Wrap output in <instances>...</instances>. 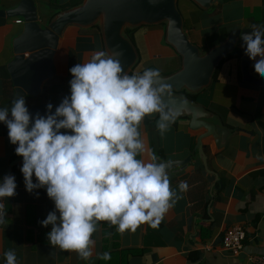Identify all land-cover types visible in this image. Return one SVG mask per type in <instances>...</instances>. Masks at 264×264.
Returning <instances> with one entry per match:
<instances>
[{"label": "crops", "instance_id": "1", "mask_svg": "<svg viewBox=\"0 0 264 264\" xmlns=\"http://www.w3.org/2000/svg\"><path fill=\"white\" fill-rule=\"evenodd\" d=\"M20 0H0V8H14ZM67 0H59L64 4ZM182 0L181 14L189 41L203 48L208 35L215 29L230 32L252 24L264 26V0H220L221 8L214 14L221 15L208 23L210 13L199 8L191 0ZM38 20L46 24L60 6L50 0H33ZM217 5V3H216ZM61 7V6H60ZM213 14V15H214ZM21 22L17 23L16 20ZM23 29L21 17H6L0 23V108L11 107L14 87L7 71V63L13 58V40ZM79 28L67 27L59 39L54 55L55 74L42 83L37 96L26 95V105L55 107L62 98L70 95L69 59L77 55L75 39ZM140 54L134 70L158 68L170 73L180 66V56L164 44V26H141L134 33ZM100 34H93L94 48L81 52L80 63L95 52L103 51ZM79 63V62H78ZM254 61L250 69L255 73ZM264 78V77H261ZM200 94L197 101L218 113L224 124L231 128L225 145L217 148L212 137L203 140L210 170L207 172L194 152L199 130L189 126V119L180 117L163 137L154 120L145 118L141 131L146 151L141 158L148 160L152 153L164 160H179L191 155L189 163L180 171H169L171 186L179 192L178 184L186 181L188 189L179 193L180 199L164 217L157 229L147 224L135 233H118L113 264H254L251 256H264V87L242 82L240 60L229 59L220 67L218 79ZM10 117V113H9ZM70 131V130H61ZM9 141L7 126L0 122V181L5 175L15 176L16 195L5 197L6 218L0 223V264H5L3 253L14 249L18 264H99L97 253L103 252L105 238L109 239L112 226L99 224L94 234L96 244L92 258L79 259L75 252H64L53 247L47 239L51 225L44 227L39 221L54 210V202L46 189L26 191L20 163H12L19 156ZM33 182L36 178L33 177ZM38 192L37 197L35 193ZM240 225L245 230L243 250L234 256L222 247L226 228ZM113 241L112 238L109 242Z\"/></svg>", "mask_w": 264, "mask_h": 264}, {"label": "clouds", "instance_id": "2", "mask_svg": "<svg viewBox=\"0 0 264 264\" xmlns=\"http://www.w3.org/2000/svg\"><path fill=\"white\" fill-rule=\"evenodd\" d=\"M250 28V33H241V47L254 61L255 73L264 77V26ZM122 55L101 50L70 67V95L54 112L49 102L44 115H33L26 97L18 94L10 108H0V122L7 126L10 143L17 145L15 154L23 158L26 191L44 188L54 202V210L39 221L51 225L48 242L85 261L93 256L100 223L114 226L121 235L145 224L157 229L181 198L179 193L188 189L186 181L179 182V192L172 188L170 161H161L155 153L148 160L141 158L146 151L141 131L145 118L158 114L156 127L163 137L181 115L165 100L171 99L172 86L158 68L128 74ZM16 188L15 176L5 175L0 199L15 196ZM5 218L0 203V223ZM96 255L105 261L112 258L107 251ZM3 256L5 264H18L14 249ZM144 259L151 264L150 255Z\"/></svg>", "mask_w": 264, "mask_h": 264}, {"label": "water", "instance_id": "3", "mask_svg": "<svg viewBox=\"0 0 264 264\" xmlns=\"http://www.w3.org/2000/svg\"><path fill=\"white\" fill-rule=\"evenodd\" d=\"M199 8L206 10L218 0H191ZM21 17L23 29L13 40V58L7 63V71L14 87V95L37 96L41 93L42 83L55 74L54 55L59 39L67 27L80 29L98 28L103 51L118 50L124 70L130 74L139 63L140 54L136 44L126 33L141 26L163 25L164 44L171 47L180 56L178 69L160 76L172 86V97L165 100L178 108L181 115L189 119V126L199 130L194 152L207 172L210 170L203 140L212 137L217 148H222L231 133L221 116L208 109L189 95L201 94L210 86L213 74L220 62L235 48L240 46L242 57L240 71L242 82L264 87V78L255 76L251 69V59L241 45V33H250V27L231 30L221 41L203 50L189 41L184 29V17L178 7V0H82L79 4L61 9L54 13L46 24L38 20L33 0H20L14 8H0V18ZM143 71V70H142ZM140 71V72H142ZM153 117H146L154 120ZM171 162L169 171H180L189 163L191 155ZM19 156L12 163L19 162ZM10 168H8V174Z\"/></svg>", "mask_w": 264, "mask_h": 264}, {"label": "trees", "instance_id": "4", "mask_svg": "<svg viewBox=\"0 0 264 264\" xmlns=\"http://www.w3.org/2000/svg\"><path fill=\"white\" fill-rule=\"evenodd\" d=\"M50 1H51V4L52 3L57 4V5L61 4V3H59V0H50ZM81 1L82 0H67L64 4L60 5L61 7L60 6H56L55 8H57L58 10L65 9V8L77 5ZM184 2H186V4H187L190 1L186 0ZM182 3H183L182 0H178V7H179L180 11L182 9V6H181ZM4 20H5V18H0V23H2ZM77 30H78V35L76 36V39H75V48L77 49L78 53H77L76 56H74L75 58H72L73 54L71 55V57L69 59L70 67L74 66L78 62L80 63L81 52L83 50H92L94 48L93 34H95V33L99 34L98 28L96 26L91 27L89 29H80L79 28ZM136 30H137V28L133 29V30H130V29L126 30V33L130 36V38L133 40L134 43H135V35H134V33H135ZM227 34H228V32H224L223 30H220V29H215L211 34L208 35V43L206 44V46H204L201 49L205 50V49L209 48L213 44L221 41ZM241 57H242V50H241L240 46H238L227 57H225L220 62V64L217 66V68H216V70H215V72L213 74L211 84L218 79V74H219L220 67L223 65L224 62L228 61L229 59L240 60ZM136 71L137 70H133V71L130 72V74H133ZM139 71H142V70H139ZM199 96H200V94L189 95V97L191 99L195 100V101H197ZM37 112H39L41 115L45 114V111L43 109V105L36 104V105L32 106V109H31L30 113L35 115V113H37ZM108 233H111L109 239L112 238L113 241L109 242V239L107 237L105 238V242L103 244V252H105V251L110 252L111 253V257L113 258L114 257L113 253H116V251H117L116 248H117V244H118L117 243L118 232L116 231V228L114 226H112L111 232H108V229H107V234ZM112 258L110 260H107V261L99 259L100 260L99 264H113L112 263Z\"/></svg>", "mask_w": 264, "mask_h": 264}, {"label": "built area", "instance_id": "5", "mask_svg": "<svg viewBox=\"0 0 264 264\" xmlns=\"http://www.w3.org/2000/svg\"><path fill=\"white\" fill-rule=\"evenodd\" d=\"M17 23L21 20L17 19ZM0 203L4 205L5 210V198L0 199ZM245 238V230L240 225H233L228 228L223 233L222 236V247L224 250L228 251L231 255H238L243 250V241ZM251 261L254 264H264V256H251Z\"/></svg>", "mask_w": 264, "mask_h": 264}, {"label": "rangeland", "instance_id": "6", "mask_svg": "<svg viewBox=\"0 0 264 264\" xmlns=\"http://www.w3.org/2000/svg\"><path fill=\"white\" fill-rule=\"evenodd\" d=\"M221 1L220 0H218L217 1V5L215 4V5H213V6H210L209 7V9H206L205 11L206 12H208V13H210V15L208 16V17H206V19H205V21L208 23L210 20H214V19H216L218 16H220L221 15V10L219 11V13H216V14H214V11H215V9H216V7L217 8H221ZM214 14V15H213ZM184 29H185V25H184ZM185 32H186V30H185ZM98 45H100V43H99V41H98ZM100 46H102V42H101V45ZM210 87V86H209ZM209 87H207V88H205L202 92H201V94H206V93H208V91H209Z\"/></svg>", "mask_w": 264, "mask_h": 264}]
</instances>
